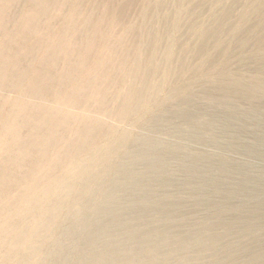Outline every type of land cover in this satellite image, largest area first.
<instances>
[{
  "label": "rangeland",
  "instance_id": "374dc122",
  "mask_svg": "<svg viewBox=\"0 0 264 264\" xmlns=\"http://www.w3.org/2000/svg\"><path fill=\"white\" fill-rule=\"evenodd\" d=\"M41 1L44 11L22 43L33 52L16 63L24 74L23 86L0 85V163L7 159V151L15 150L29 134L22 124L24 116H19L22 128L15 144L5 120V114L19 104H28L29 108L54 105L74 115L95 118L102 127H111L112 138H120L121 142L100 155L85 175L78 177L75 162L81 155L71 151L69 157L65 153L73 138L72 123L68 122L62 127L59 143L32 174L18 182L6 179L0 192V264H81L85 256H99L98 264H264V0H184L181 5L177 0ZM31 2L0 0V51L8 35L18 29L25 12L32 9ZM207 2L218 13L230 7L231 15L227 13L215 25V35L223 45L215 50L214 33H209L204 47L196 52L193 46L199 37L193 23L207 28L214 25L208 17ZM256 2L261 8L250 12L249 7ZM245 10L247 27L230 35L229 28L238 24ZM61 28L67 33V43L55 61L58 73L64 66V57L75 59L89 46L86 36L92 51L87 60L107 59L110 80L102 82L103 74L99 73L104 70H99L91 90L75 102H64L59 97L57 81L45 94L34 93L27 85V74L45 72L47 62L56 57L53 49L49 51V40ZM168 28L173 31L168 38L174 42L168 51L172 53L169 60L161 55L169 43L165 33ZM158 42L156 56L161 69L154 73L153 81L161 84L160 97L169 89L176 91L168 97V104L161 106L163 109L145 95L150 102L142 97L139 108L125 117L123 95L132 77L126 73L125 83H119L125 69L118 62L123 58L125 66H131L138 49L146 53ZM13 53L9 56L15 59ZM41 57L44 63L34 64ZM145 61L150 59L146 57ZM82 78L81 72L73 73L75 88ZM104 128L87 142L88 149L108 147L111 142ZM139 136L150 144L137 148ZM137 152L146 159L131 156ZM122 166L129 170L124 172ZM65 167L74 188L56 207L52 195ZM46 189L51 190V195L43 193ZM131 201L143 204V214L128 207ZM38 205L50 213L40 224V211L35 210ZM201 229H205L203 233ZM115 246L127 255H116Z\"/></svg>",
  "mask_w": 264,
  "mask_h": 264
},
{
  "label": "bare ground",
  "instance_id": "6f19581e",
  "mask_svg": "<svg viewBox=\"0 0 264 264\" xmlns=\"http://www.w3.org/2000/svg\"><path fill=\"white\" fill-rule=\"evenodd\" d=\"M32 2V9L29 12H25L24 16H22V18L19 21L18 24V29L16 28L14 31H12V33L10 35H8L7 39L4 40L3 42V46H2V50L0 51V85L7 87V86H12L15 88H21V86H23V78H24V74L23 72L20 71V69L18 68V64H16L19 61H23L26 59V57L31 54L33 52L32 49H26L25 47H23V42L24 39L27 35H29L32 31V29L35 27V23L38 20L39 16L42 15L43 11H44V6H43V1L41 0H31ZM161 1V0H160ZM179 5L184 3V0H177ZM216 2H219V0H215ZM193 1H191L190 3H192ZM163 3V2H162ZM205 4H208L209 7V19L213 22L214 25H211L209 28L204 27V26H198V22L193 23V28H195V33L197 34V36L199 37V41L195 44L194 50L196 52L199 51V49H202L204 47L205 44V40L208 36L209 33H214L213 37L215 39L214 41V46L216 45L215 50H218L222 45H223V40H221V38L216 37V26L218 24V21L220 18H222L223 16H225L228 13V17H230L231 15V8L230 7H225L222 11V13H218L219 11H216L215 9H213V7L211 6L210 2H207ZM220 4V3H219ZM178 7V6H177ZM186 7V6H185ZM176 8V7H175ZM179 8V7H178ZM249 11L250 12H257L261 6L259 2H256L255 4H252L249 7ZM193 11V10H192ZM175 12V11H174ZM179 13V11H178ZM174 14V13H173ZM171 15V14H170ZM189 15V14H188ZM168 16V15H167ZM173 16V15H172ZM175 16V15H174ZM177 16V15H176ZM169 17V16H168ZM179 17V15L177 16V18ZM246 17H247V13L246 10L242 11V13L239 15V21L238 24H235L234 26L229 28V33L230 35L240 31L243 27H247L248 22L246 21ZM173 18V17H172ZM168 19V18H167ZM166 19V20H167ZM175 19V18H174ZM170 20V19H169ZM168 20V21H169ZM180 20V19H178ZM167 21V22H168ZM181 21V20H180ZM178 21V22H180ZM154 22V21H153ZM171 22V21H170ZM173 22V21H172ZM171 22V23H172ZM177 22V24H178ZM200 22V21H199ZM203 23V22H201ZM173 24V23H172ZM175 24V23H174ZM173 24V25H174ZM172 25V26H173ZM203 25V24H202ZM233 25V24H232ZM176 27V26H174ZM172 27V30L173 28ZM162 29V28H161ZM160 29V30H161ZM210 29V30H209ZM171 30V28H168L166 33L167 39L169 40V47L168 44L166 46L165 49V53H161L165 54V58H169L170 57V45H171V38L169 39L168 36H170V33H172L173 31ZM177 29H175L176 31ZM157 31V30H156ZM159 31V30H158ZM157 31V33H158ZM164 31V30H163ZM192 31V30H191ZM154 32V31H153ZM161 32V31H160ZM159 32V33H160ZM152 33V32H151ZM154 33H152L153 35ZM156 34V33H155ZM176 34V33H175ZM194 34V33H193ZM173 35V34H172ZM177 35V34H176ZM143 36H145V34H143ZM157 36V35H156ZM174 36V35H173ZM172 36V38H173ZM179 36V35H178ZM154 37V36H153ZM152 37V38H153ZM160 37V36H159ZM164 36H162L161 38H163ZM87 38V45L89 43V38L86 36ZM157 38V37H155ZM174 40L175 43H177L176 36H174ZM160 42V39H158ZM163 40V39H162ZM155 41V39H154ZM164 41V40H163ZM189 41V40H188ZM157 42V41H156ZM159 42L157 47L155 46L156 44H154L151 47V50L147 51L146 53H144L145 50L138 49L137 51V57L135 59V61L132 63L131 66H125V63L123 61V58L121 60H119L118 65L122 68L124 67V73L122 75V79L119 80V83L124 84L125 80H126V76L127 74L132 77V82L130 84V86L128 87L127 91L124 93L123 95V99L124 102L123 104H125L124 109H123V114L125 117H129L128 115H131L132 113H134V110L137 106L140 105V103L142 102V97H144L145 95L149 97V99L153 98V102L155 101L156 103L158 102V106H160V109L162 108L161 106H165L167 102H169L167 99L170 95H173L175 93L176 90L174 89H169L168 92L165 94L164 93V97L162 95V97H160L161 92L163 91L161 89V87L159 85V83L154 82L153 80L155 79L154 73H157L156 71L159 69L160 71V63L158 61V56L157 52L160 48L159 46ZM162 42V41H161ZM168 42V41H166ZM67 43V33L65 31V29L61 28L59 30H55L54 34L52 35V37L49 40V51L51 52V50L53 49L55 51V58H52L51 60H49L46 64V71L42 72V71H37L33 74V76H30L27 74L28 76V80H27V85L29 87V89L31 91H33L34 93H47L48 90L50 89L51 85H57L56 81L58 82V85H60V91H59V97L61 96V98L63 99L64 102H75L77 101L80 97H82V94L87 93L91 90V87L94 84L95 76H98V72L99 70H104L103 72L99 73V74H103L102 75V82L106 83L110 80L109 78V70H107V66H106V62L107 59H105V57L103 58H99L96 57L94 59H92V61L89 62V60H87V58L91 55L92 51L90 49V47L88 46L85 50H83V53H79L77 58H70L68 57V59H65L64 57V66L63 68L60 70V72L58 73L57 69H56V63L55 61L58 60L59 54H61V52L63 53V47L64 45ZM174 43V42H172ZM189 43V42H188ZM181 44V43H180ZM185 44V43H184ZM186 45V44H185ZM183 45V47L185 46ZM194 45V44H193ZM159 46V48H158ZM165 46V45H164ZM175 46V45H174ZM188 45H186L187 47ZM190 46V45H189ZM192 46V44H191ZM181 47V46H180ZM179 47V48H180ZM81 48V46H80ZM176 48V46H175ZM189 48V47H187ZM178 49V48H177ZM164 50V48H163ZM161 50V51H163ZM15 53L16 56V60L13 59L12 57L9 56V53L11 52ZM81 51V50H80ZM181 51V48H180ZM179 52V51H178ZM183 52V51H182ZM13 53V56H14ZM179 54H176L177 58H179ZM173 56V57H172ZM172 58H175L174 55H172ZM149 58L150 61L147 62L145 61V58ZM157 57V59H156ZM171 59V58H170ZM176 59V58H175ZM174 59V60H175ZM169 60V59H168ZM177 60V59H176ZM166 61V60H165ZM173 61V60H172ZM170 61V64L171 62ZM44 63V59L43 57H41L40 59L37 58L34 62V64L36 65H40L41 63ZM162 63V61H161ZM164 63V62H163ZM166 63V62H165ZM173 64V62H172ZM172 67V66H171ZM43 69V68H41ZM174 70V69H173ZM172 70V71H173ZM75 71L81 72L83 78L81 80V84L78 87H74L73 86V73ZM168 71V70H167ZM171 71V70H170ZM176 71V70H175ZM174 72V71H173ZM54 73H56L54 75ZM127 73V74H126ZM168 73V72H167ZM171 74V73H170ZM173 75V74H172ZM171 76V75H170ZM167 76V77H170ZM158 77V76H157ZM163 78V77H162ZM165 78V77H164ZM159 79V78H158ZM157 80V79H156ZM166 80V78H165ZM164 80V81H165ZM170 80V78L168 80H166L167 82ZM163 81V82H164ZM160 82V81H158ZM162 82V81H161ZM166 82V83H167ZM162 85H166V84H162ZM167 86V85H166ZM183 86V85H182ZM169 87V86H168ZM181 87V86H180ZM185 87H183L184 89ZM168 89V88H167ZM165 90V87H164ZM185 90V89H184ZM189 90V89H188ZM186 91V90H185ZM62 93V94H61ZM185 94V93H183ZM145 96V97H146ZM144 97V98H145ZM146 97V99L148 98ZM176 97V96H175ZM174 97V98H175ZM158 98V101H156ZM171 99V98H170ZM23 100V99H22ZM148 100V99H147ZM146 100V101H147ZM11 101V100H10ZM167 101V102H166ZM171 101V100H170ZM6 102V101H5ZM148 102H150V100H148ZM147 102V103H148ZM146 103V104H147ZM152 103V102H151ZM150 103V104H151ZM149 104V103H148ZM155 104V103H153ZM168 104V103H167ZM7 105V104H6ZM9 105V104H8ZM106 105V104H105ZM143 105V103H142ZM144 106V105H143ZM151 106V105H150ZM30 107V106H29ZM28 104L24 105H17L14 109H10L9 113L5 114L6 118L5 120L8 121V123L10 124L11 127V131H12V140L15 144H17L19 142V135L21 132V125L19 123V116H24L23 120H22V124L25 125V127L27 128V130L29 131L28 136H26V140L22 143H18L16 146V149H10L7 151L8 153V157L7 159L3 160L0 163V192L3 189V187L5 186L4 184H6V179L11 180V181H16L18 182V180L22 179L24 176L26 175H30L32 174L37 168H38V163L47 158L49 156L50 150L52 148H54L60 141V136H61V130L63 125L69 123L71 124V131L73 132V138L71 140V144H69L67 150H66V156H69L70 152L72 151V153H76V154H80L81 157L76 159V164L75 166L79 169H77V173L76 176L81 177L85 175V172L88 170V168H91L94 165L95 160L100 157V155H104L107 154L109 149L111 147H115L119 142H121L120 138H112L113 136V129L111 127H107L104 128L102 127V124L100 125L101 122H99V120L95 119V118H84L81 115H74L73 113L64 110L60 107H56L54 105H48V104H40V105H36L32 108H29ZM146 107V106H145ZM149 106H147L148 108ZM153 107V105L151 106ZM155 107V105H154ZM139 108V107H137ZM144 109V108H143ZM142 109V110H143ZM159 109V110H160ZM163 109V108H162ZM105 110V108H104ZM141 110V112H143ZM88 111V110H87ZM99 111V110H98ZM97 111V112H98ZM147 111V110H146ZM144 110V112H146ZM2 112V111H1ZM100 112V111H99ZM98 112V113H99ZM127 114H126V113ZM3 113V112H2ZM139 113V112H138ZM179 113V115H183L181 114V112H177ZM20 114V115H19ZM77 114V112H76ZM122 114V117H123ZM139 116V115H138ZM137 116V117H138ZM159 116V115H158ZM3 117V116H2ZM161 117V116H160ZM136 118V117H135ZM152 118V117H150ZM154 118V117H153ZM132 119V118H131ZM142 121V120H141ZM152 121V120H151ZM154 121V120H153ZM159 120H157L158 122ZM162 121V120H161ZM163 123V121H162ZM107 124V123H106ZM161 124V123H159ZM153 125V124H151ZM112 126V125H111ZM154 126V127H153ZM153 128H156L155 125H153ZM159 127V125H157ZM166 126V125H165ZM168 126V125H167ZM166 126V127H167ZM157 127V128H158ZM161 127H163L161 125ZM104 128V133L106 138H108V140L111 142L108 147L106 148H100L99 145L88 149V145L87 142L92 139L95 138L96 134L98 133L99 129H103ZM114 128V127H113ZM133 130V128H131ZM169 129V128H168ZM118 132V131H117ZM116 133V132H115ZM132 133V132H131ZM141 133V132H140ZM108 136H107V135ZM120 134V133H119ZM126 134V133H125ZM124 134V135H125ZM143 134V133H142ZM148 134V133H147ZM123 135V133H122ZM121 135V137H122ZM133 135V134H132ZM146 136V135H145ZM119 137V136H118ZM155 138V137H154ZM135 139V138H134ZM103 140V139H102ZM106 141V140H105ZM159 141V139H158ZM125 142V141H124ZM123 142V143H124ZM131 142V141H130ZM95 143V142H94ZM104 143V142H103ZM102 143V144H103ZM136 147L137 148H145L150 144V141L139 136L137 138V142H136ZM122 144V143H121ZM163 144V143H162ZM166 144V143H165ZM172 144V143H171ZM120 145V144H119ZM177 145V144H176ZM107 146V145H105ZM162 146V145H161ZM165 146V145H164ZM174 146V145H173ZM134 147V146H133ZM177 147V146H176ZM124 149V148H122ZM160 149V148H159ZM162 149V148H161ZM112 150V149H111ZM121 150V149H120ZM134 150V149H133ZM138 151V149H136ZM174 150V148H173ZM178 150V149H176ZM154 151V150H153ZM179 151V150H178ZM177 151V153H178ZM185 153H187L185 150H183ZM115 152V151H114ZM155 152V151H154ZM163 152V151H161ZM160 152V153H161ZM64 153V154H65ZM120 153V152H119ZM122 153V151H121ZM144 153V151H143ZM143 153H138L135 154H131V156H140V157H144ZM174 153V152H173ZM158 154V153H157ZM173 155V154H172ZM178 155H180L178 153ZM185 155V154H184ZM117 156V155H115ZM120 156V155H119ZM186 156V155H185ZM191 156V155H190ZM188 156V157H190ZM204 156V154H203ZM208 156V155H207ZM70 157V156H69ZM199 157V155H198ZM202 157V156H201ZM67 158V157H66ZM145 158V157H144ZM150 158V157H149ZM190 158H194L193 156ZM204 158V157H203ZM212 158V157H211ZM102 159V158H101ZM108 159V158H107ZM115 159V158H114ZM146 159V158H145ZM199 159V158H198ZM210 159V157H209ZM66 160V159H65ZM69 160V159H68ZM105 160V159H104ZM118 160V159H117ZM157 160V158H156ZM175 160V159H174ZM197 160V159H195ZM29 161V166H27V162ZM149 161V160H148ZM176 161V160H175ZM184 161V160H183ZM198 161V160H197ZM67 162V160H66ZM108 162V161H107ZM112 162V161H111ZM160 162V161H159ZM196 162V161H195ZM96 163V162H95ZM99 163V162H98ZM116 163V161H115ZM125 163V162H123ZM192 163V161H191ZM114 164V163H113ZM117 164V163H116ZM195 164V163H194ZM70 165V164H69ZM100 165V164H99ZM112 165V163H111ZM123 165V164H122ZM147 165H153L151 163H148ZM169 165V164H168ZM180 165V164H179ZM183 165V164H182ZM68 166V165H67ZM104 166V165H103ZM189 166V165H187ZM126 166H122L120 167V169H122L124 172H127L129 169L125 168ZM157 167V166H156ZM193 167V166H192ZM96 168V167H95ZM113 168V167H112ZM111 168V169H112ZM153 168V167H152ZM185 168V167H184ZM189 168V167H188ZM194 168H196V166H194ZM198 168V167H197ZM72 169V168H70ZM115 169V167H114ZM155 169V167H154ZM170 169V168H169ZM168 169V170H169ZM182 169V168H181ZM171 170V169H170ZM193 170V168H192ZM72 171V170H71ZM92 171V170H91ZM90 171V172H91ZM101 171V170H100ZM104 171H106L104 169ZM174 171V169H173ZM185 171V170H184ZM195 171V170H194ZM116 172V171H114ZM172 172V171H170ZM169 172V173H170ZM198 172V171H197ZM166 173V172H165ZM168 173V174H169ZM59 174V173H58ZM88 174V173H87ZM103 174V173H102ZM110 174V173H109ZM113 174V173H112ZM61 175L60 176L57 185L55 186V194L52 195L56 204V207H60V202L61 199L67 197V193H70L73 188H74V184H73V180H70V175L68 172V168L65 167L62 169L61 171ZM161 175V174H160ZM164 175V173H163ZM171 175V174H170ZM103 176V175H102ZM174 176V175H173ZM202 176V175H201ZM99 177V176H97ZM107 177V176H106ZM160 177V176H159ZM165 178V176H163ZM166 177H169L168 175ZM171 177V176H170ZM108 178V177H107ZM172 178V177H171ZM106 179V178H105ZM163 179V178H162ZM173 179V178H172ZM82 180V179H81ZM123 180V178H122ZM164 180V179H163ZM167 179H165L166 181ZM96 181V180H95ZM107 181V180H106ZM162 181V180H160ZM164 181V182H165ZM167 182V181H166ZM169 182H174V180L169 181ZM48 184V183H47ZM46 184V185H47ZM97 184V183H96ZM104 184V183H103ZM142 184V183H140ZM173 184V183H172ZM106 185V184H105ZM169 185V184H168ZM40 186V185H39ZM91 186V185H90ZM94 186V185H93ZM96 186V185H95ZM101 186V185H100ZM136 186V185H135ZM173 186V185H171ZM166 187V186H165ZM187 187V186H186ZM85 188V187H84ZM102 188V187H101ZM127 188V186H126ZM129 188V187H128ZM202 188V187H201ZM175 189V188H174ZM187 189V188H186ZM185 189V190H186ZM204 190L205 187H203ZM41 190V189H40ZM90 190V189H89ZM102 190V189H101ZM35 191V190H34ZM132 191V190H131ZM175 191V190H174ZM187 191V190H186ZM185 191V192H186ZM190 191V190H189ZM90 192V191H89ZM126 192V191H125ZM163 192V191H162ZM167 192V190H166ZM173 192V191H171ZM16 193V192H15ZM44 194L47 195H51V190L50 189H46V192H43ZM134 194V193H133ZM166 194V193H165ZM13 195V194H12ZM17 195V194H16ZM35 195V193H34ZM42 195V194H41ZM179 195V194H178ZM185 195V194H184ZM128 196V195H127ZM14 197V195H13ZM12 197V198H13ZM69 197V196H68ZM77 197V196H76ZM140 197V196H139ZM186 197V196H185ZM28 198V197H27ZM75 198V197H74ZM177 198V197H176ZM32 199V198H31ZM149 199V198H147ZM188 199V198H186ZM26 200V199H24ZM150 201V200H149ZM25 202V201H22ZM153 202V201H152ZM189 202V201H188ZM175 203V202H174ZM186 203V202H185ZM184 203V204H185ZM113 204L115 205H121L119 202H113ZM168 205V204H167ZM24 206V205H23ZM77 206V205H75ZM143 204H141L140 202H135V201H131L128 202V207L134 208L136 210H138V213L143 214V211L140 210V208H142ZM53 207V206H52ZM57 208H53V210H56ZM95 209V208H94ZM14 210V209H13ZM35 210H39V216H40V222H44L46 220V217H48L50 215L49 212H44V210L38 206H35ZM2 211V210H1ZM15 211V210H14ZM70 211V210H69ZM72 211V210H71ZM90 211V210H89ZM136 212V211H134ZM150 213V212H149ZM5 216V215H3ZM61 217V216H60ZM92 217V216H91ZM175 217V216H174ZM63 218V217H62ZM173 219V218H172ZM9 220V219H8ZM56 220H58L56 218ZM135 220V218H134ZM141 220V219H140ZM162 220V219H161ZM136 221V220H135ZM183 221V220H182ZM105 222V221H104ZM59 223V222H58ZM201 225V223H199ZM198 224V225H199ZM177 225V224H176ZM183 225V224H182ZM195 225V224H194ZM203 225V224H202ZM181 226V225H180ZM197 226V225H196ZM204 226V225H203ZM1 227V224H0ZM168 227V226H167ZM172 227V226H171ZM176 227V226H175ZM198 227V226H197ZM205 227V226H204ZM203 227V228H204ZM163 228V227H162ZM180 228V227H179ZM202 228V227H201ZM207 228V227H206ZM3 229V228H2ZM61 229V227H60ZM191 229V227H190ZM189 229V230H190ZM193 229V228H192ZM252 229V228H251ZM15 230V229H14ZM187 230V228L185 229ZM200 230V229H198ZM202 230V229H201ZM205 230V229H204ZM201 233H203V231ZM167 231V230H166ZM30 232V231H29ZM191 232V231H190ZM194 233L196 232L195 230L193 231ZM209 232V231H208ZM251 232V231H250ZM49 233V232H48ZM182 233V232H181ZM184 233V232H183ZM192 233V232H191ZM197 233V232H196ZM248 233V232H246ZM16 234V233H13ZM167 234V233H166ZM189 234V233H188ZM205 234V233H204ZM211 234V233H210ZM250 234V233H249ZM1 235V234H0ZM183 235V234H182ZM198 235V234H197ZM201 235V234H199ZM252 235H254L252 233ZM143 236V235H142ZM189 236V235H188ZM202 236V235H201ZM207 236V234H206ZM205 236V238H206ZM209 236V235H208ZM52 237V235H51ZM102 237V236H101ZM106 237V235H105ZM173 237V236H172ZM180 237V236H179ZM184 237V236H183ZM193 237V236H192ZM253 237V236H252ZM166 238V237H165ZM202 238V237H201ZM140 239V238H139ZM193 239V238H192ZM187 243H191L192 240L191 239H186ZM120 241V240H119ZM152 241V240H151ZM27 242V241H26ZM31 242V241H30ZM28 240V243H30ZM156 242V241H155ZM162 242V241H161ZM167 242V241H166ZM196 242V241H195ZM134 244H138L137 240H133ZM140 243V242H139ZM152 243V242H151ZM193 243V242H192ZM202 243V242H201ZM144 244V243H143ZM146 244V243H145ZM169 245V244H168ZM18 246V245H17ZM140 246V245H139ZM145 246V245H144ZM142 247V246H141ZM235 247V245H234ZM168 248V247H167ZM189 248V247H188ZM199 248V247H198ZM11 249V248H10ZM171 249V248H170ZM76 252L77 250L74 249ZM183 250V249H182ZM197 251V250H196ZM239 251V250H238ZM116 255L118 256H124L127 255L126 252H124L122 249H120L118 246L114 247V251H113ZM138 252V251H137ZM177 253V252H176ZM186 253V251H185ZM138 255V254H137ZM205 255V254H204ZM172 257V256H171ZM175 257V256H174ZM173 257V258H174ZM180 257V256H179ZM221 257V256H220ZM177 258V257H176ZM188 259V258H187ZM139 260V259H138ZM3 262V261H2ZM99 262V256H85V261L81 264H98ZM172 262V261H171ZM33 263V262H32ZM169 263V262H168ZM174 263V262H173ZM187 263V262H186ZM199 263V262H198ZM146 264V263H145ZM149 264V263H148ZM182 264V263H181Z\"/></svg>",
  "mask_w": 264,
  "mask_h": 264
}]
</instances>
